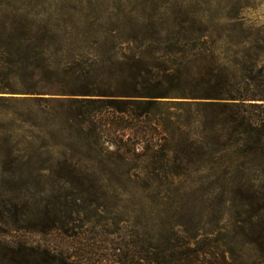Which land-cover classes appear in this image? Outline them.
I'll return each instance as SVG.
<instances>
[{"label":"rangeland","instance_id":"374dc122","mask_svg":"<svg viewBox=\"0 0 264 264\" xmlns=\"http://www.w3.org/2000/svg\"><path fill=\"white\" fill-rule=\"evenodd\" d=\"M0 20L35 26L32 90L0 94V264H152L172 231L264 263V159L204 110L263 89L240 71L264 63V0H0ZM119 120L146 132L93 135ZM124 144L165 161L126 175Z\"/></svg>","mask_w":264,"mask_h":264},{"label":"trees","instance_id":"16d2710c","mask_svg":"<svg viewBox=\"0 0 264 264\" xmlns=\"http://www.w3.org/2000/svg\"><path fill=\"white\" fill-rule=\"evenodd\" d=\"M32 27L35 28L34 25L30 26L14 20H0V94L21 90L29 91L33 88V85L31 86L27 83L28 80L31 81L34 77V74L31 73V68L33 67L27 64V60L23 56V38L16 35L20 31ZM207 32H203L200 38L204 54L210 52L213 46ZM8 33L9 36L7 35ZM117 57L120 60H126L125 55L122 53L118 54ZM133 60L136 62L138 58ZM147 72L149 73V71ZM240 72L248 79V82L260 83L263 89L261 91L247 92L246 95L240 97L242 102H249L248 104L242 103L240 106L220 107L209 103L204 105V110L212 118V122H209L211 125L232 131V135L236 136L237 142L247 146L250 153L257 154L260 152L264 159V63L256 70L255 75H253L255 67H245ZM92 74H94V71L87 72L89 77ZM142 76L143 73L129 75L125 79L131 80L132 84L137 86L141 82ZM144 81L147 82V79H144ZM96 93L102 92L100 89H93L91 86L86 87L80 94L94 96ZM39 99L36 102L42 109L55 111V108L51 106L52 100ZM86 101L88 102L83 103H89V100ZM78 103H81L78 99L70 101L69 105H72L70 108L72 109ZM100 109L102 108L94 109V112ZM89 113L88 109L81 107L79 117L82 120L76 126L81 133L85 132V125L88 121L85 118ZM104 128L106 127L94 125V128H92L93 135L98 137L108 131L111 134L120 133L122 137H126V132L129 130L134 131V134L138 136L146 132V127H143V125L131 124L124 120L115 122L109 129ZM113 155L122 165H129L130 169L125 173L126 175L136 172L140 164H146V166L152 164V169L154 170L156 165L162 164L166 158V152L163 148L154 150L151 147H146L140 151L135 145L125 144L123 147H119ZM171 233L170 242H165L163 245L156 247L152 264H237L233 259L227 257V251L219 247L220 241L200 242L198 237L189 236L188 231L181 232V234L173 231ZM193 241L195 242L194 244L192 243Z\"/></svg>","mask_w":264,"mask_h":264}]
</instances>
